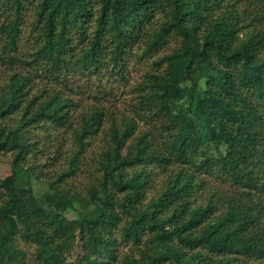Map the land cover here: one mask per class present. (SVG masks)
<instances>
[{
    "label": "trees",
    "instance_id": "16d2710c",
    "mask_svg": "<svg viewBox=\"0 0 264 264\" xmlns=\"http://www.w3.org/2000/svg\"><path fill=\"white\" fill-rule=\"evenodd\" d=\"M22 24L32 46L18 52ZM167 37L131 114L93 104L71 121L68 75L122 77L134 46L149 56ZM0 57V264H264V0H0ZM43 123L69 129L73 148L38 199L17 174ZM98 133L97 174L72 190L64 177ZM150 165L170 169L146 200ZM20 240L50 254L28 257Z\"/></svg>",
    "mask_w": 264,
    "mask_h": 264
},
{
    "label": "rangeland",
    "instance_id": "374dc122",
    "mask_svg": "<svg viewBox=\"0 0 264 264\" xmlns=\"http://www.w3.org/2000/svg\"><path fill=\"white\" fill-rule=\"evenodd\" d=\"M21 32L18 39V52H25L32 46V40L28 36V26H21ZM175 37H167L164 42L149 56H141V50L137 46L133 47L132 52L124 60L122 77L114 70L111 75L104 69L98 75L70 74L67 76L66 83L61 87V91L74 100L75 109L71 111V121H74L76 113L93 104H100L113 111L131 114V105L135 102L134 96L136 88L145 77L147 72L154 71L156 66L153 64L164 53L169 52L176 44ZM21 67L17 66V69ZM9 68L6 62L0 57V84L2 85ZM37 83L41 81L37 80ZM31 152L26 156L23 162L25 169H19L17 177L20 185L30 184L33 194L38 198L49 191L48 180L66 168L67 158L73 148L69 129L55 127L49 123H43L40 126L30 128ZM102 134H97L90 140L85 150L80 154L76 169L69 176H65L66 184L72 190L84 193V187L89 184L94 175L97 174L96 158L101 145ZM11 154L3 152L0 155V177H4L11 172ZM29 167V168H28ZM152 170L151 180L146 188V200L152 197L159 188L161 180L167 170H161L148 166ZM28 173V175H27ZM205 180L210 186L231 188L227 182H221L213 177L206 176ZM203 197L207 196L205 190H201ZM202 197V198H203ZM68 218L75 217V213L70 211L66 214ZM19 245L26 251L30 257L36 247L50 254L43 243L36 245L31 240L25 242L19 241ZM117 253H131L135 255L128 245L117 244ZM204 253L206 251L203 250ZM210 257L216 258L217 255L207 253ZM68 260H74L80 256L79 242L73 243L72 248L67 253ZM231 264H260L258 260L238 256L231 261Z\"/></svg>",
    "mask_w": 264,
    "mask_h": 264
}]
</instances>
